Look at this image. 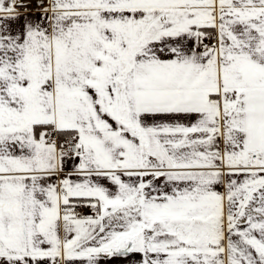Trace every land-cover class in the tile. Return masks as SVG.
<instances>
[{
    "label": "snow or ice",
    "instance_id": "snow-or-ice-1",
    "mask_svg": "<svg viewBox=\"0 0 264 264\" xmlns=\"http://www.w3.org/2000/svg\"><path fill=\"white\" fill-rule=\"evenodd\" d=\"M0 264H264V0H0Z\"/></svg>",
    "mask_w": 264,
    "mask_h": 264
}]
</instances>
